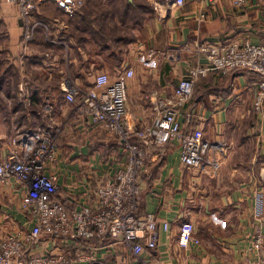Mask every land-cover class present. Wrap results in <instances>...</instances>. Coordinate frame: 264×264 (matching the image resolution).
Returning a JSON list of instances; mask_svg holds the SVG:
<instances>
[{
    "label": "crops",
    "instance_id": "1",
    "mask_svg": "<svg viewBox=\"0 0 264 264\" xmlns=\"http://www.w3.org/2000/svg\"><path fill=\"white\" fill-rule=\"evenodd\" d=\"M128 1L134 12L131 31L125 0H85L75 19L46 0L32 13L34 40L24 53L18 8L0 3L11 58L0 68L9 83L0 89V146L8 136L42 127L35 124L25 130L20 121L33 123L41 113L44 116L43 102L49 101L52 119L65 122L67 132L53 172L60 199L69 209L93 203L97 186L122 163V154L117 139L72 119L64 99L66 81L88 88L99 73L114 78L117 71L131 68L127 110L142 127L152 123L156 100L172 95L180 79L200 64L196 45L264 42V0H247L242 9L228 0H184L182 6L176 0ZM144 3L146 12L140 7ZM114 5L118 11L113 13ZM148 51L154 58L146 64ZM12 76L16 84L11 87ZM194 89V100L182 107L179 121L186 132H201L216 147L222 164L215 172L208 166L183 167L177 142L151 150L139 183L140 212L154 215L159 224L153 257L157 264H246L248 259L264 264V115L253 110L255 78L212 71ZM26 99L39 100L42 111L19 117L20 110L11 102ZM1 103L8 105L7 116ZM22 195L14 182H0V240L31 227L21 207ZM183 222L193 223L199 241L186 249L178 243ZM258 230L263 239L256 247ZM56 245L43 247L59 253L62 244ZM103 252L104 264L130 263L121 250Z\"/></svg>",
    "mask_w": 264,
    "mask_h": 264
},
{
    "label": "built area",
    "instance_id": "2",
    "mask_svg": "<svg viewBox=\"0 0 264 264\" xmlns=\"http://www.w3.org/2000/svg\"><path fill=\"white\" fill-rule=\"evenodd\" d=\"M44 1L0 0L18 8L25 47L34 40L32 13ZM49 1L69 17L81 13L85 5V0ZM228 1L242 9L247 0ZM175 4L182 6L184 0H176ZM194 52L202 56L200 64L180 79L172 95L156 100L152 123L142 127L132 121L127 110L128 82L134 76L131 68L117 71L114 78L99 73L85 90L70 81L63 84L72 119L91 130H103L120 143L122 163L97 186L93 203L69 209L60 199L53 166L65 127L52 119L50 104L44 105L47 121L42 127L17 132L0 146V182H14L22 190L21 207L31 222L28 231L0 240V264H104L106 252H101L113 249L121 250L130 259V263L117 264H157L153 251L159 224L154 215L140 212L139 182L147 173L151 149L177 142L183 167L202 170L208 166L215 172L222 164L216 157V147L201 132H186L179 121L195 84L212 71L221 76L247 73L255 78L253 110L264 115V42L200 44ZM153 58V51H148L146 64ZM163 229H168L166 223ZM262 239L263 233L258 230L254 245L260 246ZM56 241L62 244L59 253L44 249L46 244L57 246ZM198 242L193 223L183 222L179 246L186 249ZM246 264L261 263L248 259Z\"/></svg>",
    "mask_w": 264,
    "mask_h": 264
},
{
    "label": "rangeland",
    "instance_id": "3",
    "mask_svg": "<svg viewBox=\"0 0 264 264\" xmlns=\"http://www.w3.org/2000/svg\"><path fill=\"white\" fill-rule=\"evenodd\" d=\"M2 12V10H1V6H0V13ZM57 16H59L60 17V15H57ZM23 33V32H22ZM6 34H7V27L6 26H4V25H1V23H0V68L1 67H5V65L6 64H8L9 62V60H11V58L9 57L10 55H9V53H8V43H7V38H6ZM23 43V38H21V50H22V52L24 53V51H26L27 50V48L29 47V44L28 45H26V47L24 46V44H22ZM30 50H33V49H31L30 48ZM22 53V54H23ZM32 53H34V50H33V52ZM21 54V53H20ZM4 65V66H3ZM12 75V74H11ZM1 76V75H0ZM16 79H15V77L14 76H12L11 77V79H10V85H11V87H12V85L13 84H16V81H15ZM5 87V86H4ZM80 89H82V90H85L87 87H84V86H78ZM195 87V86H194ZM6 88V87H5ZM8 89V88H7ZM10 91V90H9ZM194 91H195V89L193 90V96H192V98H191V100H194V97H195V95H194ZM190 100V101H191ZM0 102H2V101H0ZM49 104V101H44L43 102V106L45 105V104ZM2 105H3V107H5V109H3V108H1L2 109V111H5L4 113H2V115L3 116H7L8 115V112H9V110H6L7 108H8V105H6V104H4V103H1ZM15 106H17V108L20 110L19 111V113H18V115H19V117H22L23 115L25 116L26 115V113H29V111H31V110H33V109H35V111L36 112H40V110H41V107H39V104L34 108V105H33V107H32V101L30 102V103H28L27 101H12L11 102V107L12 108H14ZM42 106V105H41ZM42 111V110H41ZM45 114V113H44ZM38 118H37V120L36 121H34L33 123H28L29 121H27V119H26V121L23 123V122H21L20 121V124H25L26 126L24 127V129L25 130H28V129H30V128H32V125H35V124H38V125H40V124H42V125H44L45 124V121H47V119H46V117L45 116H43V113H41L39 116H37ZM31 122H32V120H31ZM63 124V126L65 127V122L64 123H62ZM28 125V126H27ZM21 126V125H20ZM245 126V125H244ZM23 127V126H22ZM4 133V132H3ZM1 135H3V134H1ZM15 135V134H14ZM14 135H11V136H8V137H6V138H10V137H12V136H14ZM67 136V132H63V134H62V137H61V139H60V142H59V144H61V142L63 143V142H65V137ZM83 169V168H82Z\"/></svg>",
    "mask_w": 264,
    "mask_h": 264
},
{
    "label": "trees",
    "instance_id": "4",
    "mask_svg": "<svg viewBox=\"0 0 264 264\" xmlns=\"http://www.w3.org/2000/svg\"><path fill=\"white\" fill-rule=\"evenodd\" d=\"M126 2H127V8H128V12H129V14H130V18H129V22H130V31H131V25H132V22H133V15H134V12H133V4L131 3V1H128V0H125ZM140 7H142V9H143V11L144 12H146L147 10H148V7H147V4L146 3H144V4H141V6ZM36 11V10H35ZM116 11H118L117 9H115V5H114V8L111 10V12H116ZM132 12V13H131ZM81 13H82V11H81ZM81 13H79V14H76V15H74L73 17H68L69 19H75V17H79L80 16V14ZM82 16V15H81ZM84 16V15H83ZM86 19H89L88 18V16L86 15V16H84ZM83 19V18H82ZM94 20V19H93ZM92 21V20H91ZM94 22H96L97 23V21L96 20H94ZM93 23V22H92ZM104 38H106V37H104ZM110 37H107V39H109ZM114 38H117V40H119V38H120V36H115ZM129 39H131V35H129ZM7 79H8V77L5 75V74H2L1 76H0V89H3L4 88V86L5 87H7V85H9V83H7ZM32 101V107H33V105H34V108H35V104H39V100H31ZM15 107H17V106H15ZM14 107V108H15ZM32 111H34L35 113H37L36 111H35V109H33ZM30 112V111H29ZM168 145V144H167ZM167 145H165V146H167ZM165 146H162V147H165ZM161 147H154V148H152L151 150H157V149H160Z\"/></svg>",
    "mask_w": 264,
    "mask_h": 264
}]
</instances>
